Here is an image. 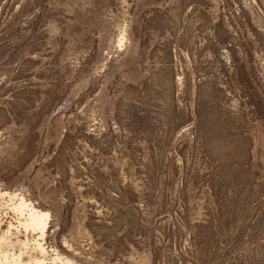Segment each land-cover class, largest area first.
<instances>
[{"label":"rangeland","instance_id":"1","mask_svg":"<svg viewBox=\"0 0 264 264\" xmlns=\"http://www.w3.org/2000/svg\"><path fill=\"white\" fill-rule=\"evenodd\" d=\"M0 191L45 264H264V0H0Z\"/></svg>","mask_w":264,"mask_h":264},{"label":"bare ground","instance_id":"2","mask_svg":"<svg viewBox=\"0 0 264 264\" xmlns=\"http://www.w3.org/2000/svg\"><path fill=\"white\" fill-rule=\"evenodd\" d=\"M6 196L9 203L12 202L13 204L10 207L8 203V206H5L6 209L4 207L7 211L0 207V214L2 215L0 218V264H23L22 256L24 254L29 258L28 264H45L44 258L42 259L37 254L42 256L46 254V249L39 240L44 239L47 233L49 213L36 209L23 198L15 202L18 197L17 194L10 195L6 192L1 193V191L0 206H2ZM14 199L15 203L13 202ZM9 212L14 214H11L13 217H8ZM33 232H38L40 235L36 238L37 240H32L34 245L31 246L28 235ZM16 247L19 249L18 252H16ZM58 259L62 264H76L72 259L65 256H60Z\"/></svg>","mask_w":264,"mask_h":264}]
</instances>
